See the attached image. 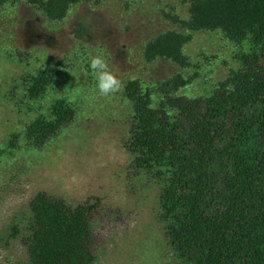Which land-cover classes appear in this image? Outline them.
<instances>
[{"label": "rangeland", "instance_id": "obj_1", "mask_svg": "<svg viewBox=\"0 0 264 264\" xmlns=\"http://www.w3.org/2000/svg\"><path fill=\"white\" fill-rule=\"evenodd\" d=\"M189 16L183 0L83 1L63 20H52L21 0H9L0 10V264H30L24 238L30 202L41 191L71 207L99 200L93 219L96 264H180L166 236L160 202L167 175L135 168L137 155L127 146L134 109L125 85L182 74L195 78L180 94L210 96L254 49L250 36L237 43L221 30L198 31L183 49L192 67L164 58L148 62L145 45L166 31H182L177 18ZM96 55L122 81L118 93L99 94L89 68ZM62 59L56 83L31 100L25 79ZM59 98L75 107L76 119L46 145L31 146L26 127L40 114L49 115ZM14 134L19 138L10 148Z\"/></svg>", "mask_w": 264, "mask_h": 264}, {"label": "trees", "instance_id": "obj_2", "mask_svg": "<svg viewBox=\"0 0 264 264\" xmlns=\"http://www.w3.org/2000/svg\"><path fill=\"white\" fill-rule=\"evenodd\" d=\"M8 1L0 0V10ZM21 1L52 20H63L73 5L103 0ZM183 1L190 16L177 18L182 31L151 39L144 48L148 62L164 58L192 67L183 49L198 31L221 30L237 43L250 36L254 49L242 55V67L231 70L210 96L180 94L194 76L128 81L125 95L134 116L127 146L137 155L135 168L167 175L160 202L166 236L180 264H264V0ZM64 66L63 59L54 61L27 77L28 97H43ZM76 116L67 99L55 100L49 115L40 114L26 127L27 141L46 145ZM18 138L12 135L10 148ZM99 205L97 200L71 207L39 192L30 202L24 238L30 264H96L99 241L93 219Z\"/></svg>", "mask_w": 264, "mask_h": 264}, {"label": "clouds", "instance_id": "obj_3", "mask_svg": "<svg viewBox=\"0 0 264 264\" xmlns=\"http://www.w3.org/2000/svg\"><path fill=\"white\" fill-rule=\"evenodd\" d=\"M89 68L94 72L97 80V89L101 96L107 97L122 90L123 83L109 68L102 56H92Z\"/></svg>", "mask_w": 264, "mask_h": 264}]
</instances>
